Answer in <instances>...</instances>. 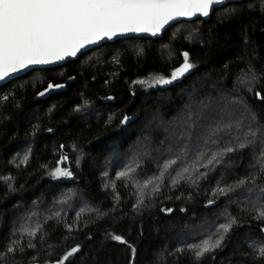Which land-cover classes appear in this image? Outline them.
<instances>
[{"label":"trees","instance_id":"obj_1","mask_svg":"<svg viewBox=\"0 0 264 264\" xmlns=\"http://www.w3.org/2000/svg\"><path fill=\"white\" fill-rule=\"evenodd\" d=\"M249 1L215 8L207 21L192 20L202 22L209 39L201 43L171 39L176 53L172 60L161 57L153 45L167 40L175 24L158 40L141 39L152 44L142 56L124 51L120 68L110 81L89 73L81 75L68 67L66 77L49 76L35 88H26L21 93L16 90L22 106L15 109L9 103L3 109L8 117L0 120V178H6L0 180V264H59L62 260L64 264H264V258L257 253L264 248V218L259 216L264 211L261 192L264 175L247 178L253 153L247 146L240 147L237 140L223 137L226 135L223 128L219 133L222 136L215 135L214 126V135L204 134L203 144L190 145L191 155L208 168L205 180L169 189L152 202H138L123 182H117L114 193L104 189L96 167L112 147L126 150L138 142L145 132L141 129L143 120L156 113L162 119L174 116L184 105V95L179 97L178 91L194 83L202 73L218 81V87L216 97L202 98L200 105L224 104V98L217 96L221 93L240 103L248 116L251 113L257 122L264 124V10L246 8L244 4ZM230 6L239 8L216 18L218 10ZM131 39H117L97 47ZM245 50H249L247 54ZM185 52L195 64L191 76L185 75L164 88L146 91L135 86L137 79L150 73L167 75L180 64ZM256 58L261 61L259 67L254 63ZM77 59L62 66H70ZM247 63L256 65L258 83L250 94L235 96L234 75L245 69ZM20 78L2 84L0 89ZM49 82L62 87L40 95ZM85 100L94 103L103 115L95 119L82 117L79 111ZM36 117L38 122L34 120ZM187 122L192 125L194 120ZM24 142L32 144L27 162L11 165L9 158ZM228 147L232 151H227ZM195 162L192 159L190 164ZM258 164L264 165V155ZM57 168L71 175H53ZM151 171L152 165L147 163L139 170L142 174ZM241 179L246 182H240ZM69 186L86 200L84 213L79 216L75 211L73 216L72 209L69 215L74 219L39 222L35 236L29 234L33 232L30 224L24 227L23 221L17 226L25 237H32L17 244L12 227L19 209L37 199L50 200L61 188ZM234 203L237 206L230 205ZM219 208L234 218L219 247L197 258L186 241H172L175 232L208 221L209 214ZM88 211L92 212L87 214ZM113 236H121L125 242L116 241ZM74 247L79 251L64 260ZM9 248L13 251H8Z\"/></svg>","mask_w":264,"mask_h":264},{"label":"rangeland","instance_id":"obj_2","mask_svg":"<svg viewBox=\"0 0 264 264\" xmlns=\"http://www.w3.org/2000/svg\"><path fill=\"white\" fill-rule=\"evenodd\" d=\"M244 6L246 8H258L261 11L264 10V0H251L245 3ZM236 8H239V6L222 8L216 12V18L225 17L234 12ZM205 30L206 28L202 25L201 21H181L169 30L167 40H159L153 46L158 50L161 57L172 60L176 58V53L174 47L171 45V39H182L188 43H201L209 39L205 35ZM141 39L143 38L124 40L116 44L111 43L110 45L100 46V48L97 47L85 52L77 59L76 63L70 66H58L49 70L35 69L23 75L22 78L13 82L8 87L0 89V120L5 119L2 117H8L4 114L3 109L9 103H12L15 109H20L22 106L19 101L20 98L16 96V90L21 93L26 88H35L36 85L43 84L49 76L54 78L66 77L68 67L77 70L81 75L89 73L93 77L99 76L110 81L116 76L117 69L120 68V59L124 51L138 57L142 56L146 48L152 45L150 40ZM248 51L245 50L244 53L247 54ZM189 62L195 66L191 58H189ZM254 63L257 67L261 65V61L258 58H256ZM182 64L183 56L180 64L167 75L150 73L142 79H137L134 84L146 91L151 88H164L173 85L175 81L181 79L183 76L188 74L191 76L194 67L170 84H154L153 81L157 77L170 79L172 71ZM255 64L247 63L245 69L234 75L233 91L237 94L235 96L244 93L250 94L254 85L258 83L259 75ZM139 81H145V83H138ZM193 82L189 85L190 87L188 86L189 89L186 86V88L178 91L179 97L184 95V105L178 109L174 116L170 119H162L156 113L150 118L148 117L146 120H143L144 124L141 129L145 132L138 142L130 145L126 150L115 146L108 151L104 160L96 166L99 170L104 189L114 193L117 182H123L125 188L128 189L131 196L138 202H152L155 199L162 198L164 192L169 189L187 186L188 183L198 180L202 183L205 180V175L208 174V168L203 162H198L191 155L193 151L190 150V145L203 144L206 140V137L203 135L213 136L214 131L215 135L222 136L219 133L223 129L226 133L223 137L228 141L232 139L237 140L238 144L247 146L253 153V164L247 178L264 175V165L258 164V159H261V156L264 155V124L257 122L256 117L252 116L253 114L250 113V116H248V112L245 109L243 111L240 103L225 97L221 93H218L217 96L224 98V104H221V102H211L206 106L200 105V102L203 100L202 98L209 100L216 97L218 81L214 80L210 75L202 73ZM49 84L52 83L49 82L40 91V95L41 93L47 94L51 90L58 89L53 88L45 91ZM158 96L160 99H163L162 95ZM165 99L167 98L165 97ZM197 107L198 109H196ZM104 110L107 113L105 108ZM79 114L82 117H92L94 119L103 115L97 111L94 103L86 102V100L83 101ZM183 116H187V119L186 117L183 118ZM191 118L194 120L192 125L187 122ZM38 119L36 117L34 120L38 122ZM152 136L157 137L158 140ZM31 150V143H21L15 153L9 158L10 164L13 166L25 164L31 154ZM79 155L82 156L81 152H79ZM192 159L196 160V162L190 164ZM171 161H175V163L165 170V164ZM146 163L152 165V171L142 174L139 172L140 167ZM130 169L131 171H129ZM185 169H188V171H184ZM122 172H128V175L120 176ZM162 172L163 176H161ZM0 180L6 181V178L1 177ZM174 180L178 182L173 183ZM146 181H151V183L145 188L143 186ZM239 181L246 182L243 179ZM261 192L264 195V186H262ZM234 193L236 192H231L230 194ZM86 205H88L86 204V200L73 186L61 188L50 200L45 201L42 198L34 200L30 206L20 208L16 214L17 217L12 227L15 231L14 237L16 238V243L19 244L21 241L32 237H25L21 228L19 229L20 226H17L19 223L25 221L24 227L30 224L32 231L36 232L39 222L44 223L48 220L58 222V220L64 218L71 220L73 217L69 215V211L74 209L73 216H75V211L80 216L81 213H84V206ZM230 205L237 206L235 203ZM91 212L88 211L87 214ZM209 217L211 219L198 223L192 229L188 227L175 232L172 241L184 240L186 241V245L191 247L195 252L197 246L202 245L204 241L208 240L214 243L221 236H224L225 233L220 226L231 224L234 221V218L223 208L212 211ZM31 220H35V223Z\"/></svg>","mask_w":264,"mask_h":264},{"label":"snow or ice","instance_id":"obj_3","mask_svg":"<svg viewBox=\"0 0 264 264\" xmlns=\"http://www.w3.org/2000/svg\"><path fill=\"white\" fill-rule=\"evenodd\" d=\"M221 2L222 0H0V80L30 65L49 64L76 56L87 45L96 44L105 38L111 39L124 33L157 35L166 25L179 18L208 16L212 7ZM193 67L185 52L183 64L172 71L170 79L157 77L153 83L170 84ZM138 83L143 84L145 81ZM59 87L62 85L49 84L45 91ZM240 147L244 145L241 144ZM173 163L175 161L165 164L164 169L167 170ZM53 175L70 176L71 172L57 168ZM127 175L128 172L120 173V176ZM150 183L151 181H146L143 187L146 188ZM259 216L264 218V211ZM220 227L227 233L232 225ZM112 239L125 242L121 236H113ZM222 240L223 236L214 243L204 241L197 246L196 257L219 247ZM8 251L13 249L9 248ZM78 251V247L72 248L64 260ZM257 253L264 258V248L257 250ZM59 264H64V261Z\"/></svg>","mask_w":264,"mask_h":264},{"label":"water","instance_id":"obj_4","mask_svg":"<svg viewBox=\"0 0 264 264\" xmlns=\"http://www.w3.org/2000/svg\"><path fill=\"white\" fill-rule=\"evenodd\" d=\"M242 0H222V2L220 4H217V5H214L209 13L208 16H200V15H197V16H194V17H191V18H179L177 20H174L172 22H170L168 25L165 26V28L157 35H152L150 33H124V34H121V35H117L116 37H113L111 39H108V38H105L99 42H97L96 44H90V45H87L85 48L81 49L80 52L77 53L76 56H69V57H66L64 60H61V61H56L54 63H49V64H36V65H30L28 68L26 69H23L19 72H16V73H12L10 76L8 77H5L3 80H0V86L2 84H5L7 83L8 81L14 79V78H18L20 76H23L27 73H29L30 71L32 70H35V69H44V68H53V67H58V66H62L64 64H66L68 61H71V60H75L77 59L82 53L94 48V47H97L103 43H106V42H113L117 39H125V38H148V39H151V40H155V39H158L161 37L162 33L167 29L169 28L171 25L173 24H176L178 22H181V21H185V22H189V21H192V20H195V19H202L203 21H207L210 17V14L211 12L215 9V8H219L223 5H225L226 3H232V2H241Z\"/></svg>","mask_w":264,"mask_h":264}]
</instances>
